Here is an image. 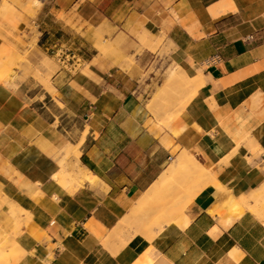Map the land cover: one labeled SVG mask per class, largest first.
Masks as SVG:
<instances>
[{
	"label": "crops",
	"instance_id": "1",
	"mask_svg": "<svg viewBox=\"0 0 264 264\" xmlns=\"http://www.w3.org/2000/svg\"><path fill=\"white\" fill-rule=\"evenodd\" d=\"M44 9L61 32L43 30L51 45L71 33L92 50L79 80L53 77L82 127L73 144L63 126L32 119L22 86H0V247L14 239L16 264H264V220L246 210L226 227L215 212L264 190V0H42ZM179 70L203 85L165 125L179 105L156 117L146 87ZM68 145H80L93 187L69 192L52 179ZM184 150L222 190L189 204L177 236L137 235L113 253L105 241Z\"/></svg>",
	"mask_w": 264,
	"mask_h": 264
},
{
	"label": "bare ground",
	"instance_id": "2",
	"mask_svg": "<svg viewBox=\"0 0 264 264\" xmlns=\"http://www.w3.org/2000/svg\"><path fill=\"white\" fill-rule=\"evenodd\" d=\"M27 5H29L27 11L31 12L30 7L37 8L40 6V2L32 0ZM46 84L48 85V80ZM202 85V76L190 78L182 70L174 71L173 77L159 87L155 93L151 106H157L162 101L176 95L175 92L179 86L192 89L189 97L179 101L178 111L172 114L165 123L168 125L188 105ZM0 86H5L12 91H16L19 87L17 73L5 64L1 56ZM79 146L68 145L65 147L61 169L52 175V179L69 192H74L85 184L93 187L98 181V178L82 164ZM211 186L215 187L217 192L222 190L221 185L197 159L193 156L189 157L185 153L180 155L174 164L165 170L158 181L136 202L131 212L120 221L111 236L105 241V246L113 253H118L137 235L149 240L177 236L190 221L185 214L187 206ZM186 197L189 198L186 200ZM252 201L254 203L251 204ZM226 205L228 213H225L221 208L215 210L226 227L242 216L246 210L252 211L257 217L264 220V190L240 198L230 196ZM17 211L18 209L12 206L14 215ZM164 226L167 227L164 228ZM15 250L16 243L14 239H11L0 247V256L5 253L4 251H7L12 258L11 264H16L20 255Z\"/></svg>",
	"mask_w": 264,
	"mask_h": 264
},
{
	"label": "rangeland",
	"instance_id": "3",
	"mask_svg": "<svg viewBox=\"0 0 264 264\" xmlns=\"http://www.w3.org/2000/svg\"><path fill=\"white\" fill-rule=\"evenodd\" d=\"M30 1L32 0H0V56L3 57L5 64L17 73L19 81L17 90L22 86L21 90L26 94L28 108L36 109L32 119H38L37 124H43L45 121V124L63 126L70 132L69 140L76 144L75 131L82 127V121L68 114L67 106H64L60 101L54 89L53 77L62 70L67 73L69 78L73 77L79 80L80 71L88 73L91 67L84 56L89 58L92 50L71 33L66 34L65 40L69 41L68 44L60 43L55 46L51 45L52 42L47 39L45 46H41V39L46 34L43 30L54 31L58 28H56L51 15L45 16L47 9L41 13L42 0H38L40 6L37 8L30 5L32 6L30 7L31 12H28L29 5L27 3ZM59 33L61 32L59 31ZM158 43L160 42H157L152 49H155ZM97 47L104 55H107L110 43L103 40L97 44ZM47 80L48 85L46 84ZM160 86L161 82L156 80L155 83L146 87L148 91L145 94V99L151 98L153 92H156ZM189 92L190 88L179 86L175 92L176 95L162 101L151 111L158 117L160 112L173 108L177 103L179 105L181 99L189 97L191 95ZM48 94L53 97L54 102H51L50 98H46ZM176 111L178 109L173 112ZM174 113L168 115L166 119L168 120ZM68 115L70 116L68 117ZM76 146L79 145H74V147ZM64 149L65 147L55 154L58 172L61 169V162H63ZM78 150L81 152L80 146ZM184 153L196 159L192 153L184 150L179 155H174L173 159L170 158L172 160L168 168ZM188 198L186 197V200ZM4 252L0 256V264H11L10 254L7 251Z\"/></svg>",
	"mask_w": 264,
	"mask_h": 264
},
{
	"label": "trees",
	"instance_id": "4",
	"mask_svg": "<svg viewBox=\"0 0 264 264\" xmlns=\"http://www.w3.org/2000/svg\"><path fill=\"white\" fill-rule=\"evenodd\" d=\"M47 39H48V36H47V34H45V37L41 39L40 45L45 46Z\"/></svg>",
	"mask_w": 264,
	"mask_h": 264
}]
</instances>
